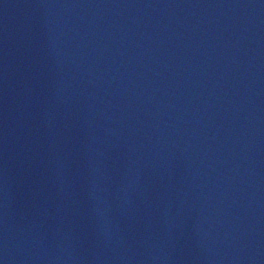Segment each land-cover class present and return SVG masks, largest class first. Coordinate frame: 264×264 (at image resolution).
Instances as JSON below:
<instances>
[{"label": "water", "instance_id": "water-1", "mask_svg": "<svg viewBox=\"0 0 264 264\" xmlns=\"http://www.w3.org/2000/svg\"><path fill=\"white\" fill-rule=\"evenodd\" d=\"M0 264H264V0H0Z\"/></svg>", "mask_w": 264, "mask_h": 264}]
</instances>
